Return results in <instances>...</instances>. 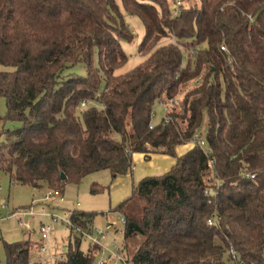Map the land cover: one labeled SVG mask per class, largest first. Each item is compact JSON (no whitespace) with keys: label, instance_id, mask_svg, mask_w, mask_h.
I'll use <instances>...</instances> for the list:
<instances>
[{"label":"trees","instance_id":"obj_1","mask_svg":"<svg viewBox=\"0 0 264 264\" xmlns=\"http://www.w3.org/2000/svg\"><path fill=\"white\" fill-rule=\"evenodd\" d=\"M187 1L174 13L169 0H0V66L10 68L0 71V120L20 124L4 133L0 173L64 191L99 171L131 172L135 153L173 157L113 210L125 219L124 248L139 239L126 262L264 264V0ZM124 14L144 27L143 61L116 75L128 62L121 42L134 40ZM78 64L84 76L66 73ZM175 99L168 122L149 129L155 103ZM195 138L210 153L194 144L178 157ZM104 190L92 184L90 194ZM81 241L69 237L54 264H94L98 249L83 252ZM2 245L5 264H32L40 246Z\"/></svg>","mask_w":264,"mask_h":264},{"label":"rangeland","instance_id":"obj_2","mask_svg":"<svg viewBox=\"0 0 264 264\" xmlns=\"http://www.w3.org/2000/svg\"><path fill=\"white\" fill-rule=\"evenodd\" d=\"M195 0H188L187 5L193 3ZM174 0H169V6L172 9L174 4ZM181 2V0H180ZM182 4V2H181ZM186 5V6H187ZM122 10V9H121ZM125 21L129 28L134 33V40L131 43H126L124 41L121 42V46L128 56L127 64L118 69L115 74L121 75L128 72L131 68L138 65L143 61L141 57H139L137 53L138 45L140 44L143 35H144V27L139 18L135 16H127L124 14ZM174 39L167 38L163 39L160 42V45H164L167 43H174ZM133 65V66H132ZM10 69V68H9ZM0 66V71L9 70ZM67 74H75L78 76L85 75V69L82 64H78L73 68H70ZM6 106L5 100H0V118H3L6 115ZM154 116L151 118L152 124H159L165 116V112L163 107L155 103L153 107ZM205 123L206 119H204V124L200 130L201 137L203 138L205 133ZM20 124L15 121L9 120H0V143L6 141V135H4L6 130L12 131L18 128ZM192 144V143H189ZM112 183V179L108 171H99L93 174L86 176L79 185L68 184L66 185V189L62 191L64 195V201L60 202L59 200H54L52 203L48 204L47 202H42L47 190H56L49 189L44 187L40 190H33L28 186H22L18 184H10L8 177L0 173V233L2 234L3 239L0 240V264H5L6 258L3 250V243H15L25 241L27 239L31 240L34 243H40V224L44 223L46 225H51L52 232L49 236V242L46 243L50 250L53 253L54 260L50 261L45 258V256L39 255L37 250H32V260L34 264H54L55 260L60 253L62 252V248L68 244L69 233L68 230L63 227L61 224H52L48 218H42L41 212L45 207L54 210L55 213L61 214L65 210H72L75 208L77 203L80 204L79 210L86 213H96L97 216L93 220V225L99 228L104 229L107 220L110 218L111 221L115 224V230L107 231V240L106 245L108 247L113 246L114 244L118 247V252L120 251L121 255L126 261L129 259V255L133 253L134 248L137 246L138 240H134L129 242L127 249L124 248L123 242V227L124 225L121 223V218L124 219V216L120 213L113 212L114 207L110 209L111 202L113 203V198L109 196L110 185ZM92 184H99L103 187H106L102 193L97 195L90 194V187ZM36 200L39 201V204H35L32 212L34 213V217H23V223H27L29 226V230H22L18 225V221L14 217H10L7 220H3L8 215L19 211L20 209H26L30 207L32 202ZM1 206H5V209H2ZM125 221V219H124ZM40 245V244H39ZM40 247V246H39ZM91 246L86 240L81 241V250L83 252L88 251ZM235 250L230 247L227 251V255L231 256L233 260H235L230 253V250ZM124 253H123V252ZM126 253V254H125ZM114 259V258H113ZM99 257L96 256L94 260V264H98ZM236 261V260H235ZM111 264H114V261H111Z\"/></svg>","mask_w":264,"mask_h":264},{"label":"built area","instance_id":"obj_3","mask_svg":"<svg viewBox=\"0 0 264 264\" xmlns=\"http://www.w3.org/2000/svg\"><path fill=\"white\" fill-rule=\"evenodd\" d=\"M174 4L172 6V10L174 13L178 12L181 2L180 0H174ZM221 50L223 52H226L225 47H221ZM173 104H178V99H175L173 103L169 105H163L160 104L165 112V116L163 118L164 122H168V116L167 113L170 109V107ZM86 102H82L80 104V109H85L87 107ZM154 116V113L152 112L151 117ZM155 125V124H154ZM154 125L151 124L149 125V129H152ZM192 144H198L205 152V154H209L210 150L206 148L204 140L203 139H198L195 138L192 142ZM209 166L211 167V162H209ZM245 179L252 180L254 179L253 174H245L244 176ZM206 195H213L211 191H206ZM54 200H59L60 202L64 201V195L61 190L56 189V190H47L45 197L42 202H47L48 204L52 203ZM210 204V201L208 202ZM35 204H39V201H33L30 207H27L26 209H20L19 211H16L12 213L11 215H8L6 218H3V220H7L10 217H14L18 221L19 227L22 228V230H29V226L27 223H23L22 218L23 217H34V213L32 212V209ZM2 209H5V206H1ZM80 211L79 210V203L75 205V208L72 210H65L61 214H57L54 212V210H51L48 206L42 209L41 216L42 218H48L49 221L52 224H61L63 227H65L68 230L69 237L71 238H80L81 240H86L89 245L92 247L97 248V256L99 257L98 264H111V261H114V264H129L126 261H124L123 257L120 256L121 253L120 251L118 252V247L117 245H113L111 247H108L106 245V240H107V231L109 230H115V224L111 221L109 218L107 220V223L104 227V229L96 227L93 225V221H85L84 225L82 224H76L73 221V216L76 212ZM121 223L125 225V221L123 218H121ZM214 224V220H209L208 225L212 226ZM124 228V227H123ZM52 232V227L51 225H46L44 223L40 224V247H39V253L42 256H45L47 260L53 261L54 256L52 251L50 250V247L47 246L46 243L49 242V236L50 233ZM0 240H1V235H0ZM230 253L232 254L233 258L237 260V255L236 252H234L232 249L230 250ZM114 258V259H113ZM63 257L60 255L57 257L56 260H62ZM55 260V261H56Z\"/></svg>","mask_w":264,"mask_h":264},{"label":"crops","instance_id":"obj_4","mask_svg":"<svg viewBox=\"0 0 264 264\" xmlns=\"http://www.w3.org/2000/svg\"><path fill=\"white\" fill-rule=\"evenodd\" d=\"M192 147L193 144H186L177 147V156L180 157L184 155ZM132 162L133 168L131 172H128L125 175H118L112 180L110 190L108 191L109 196L113 198V203L111 202L110 209L113 207L115 208L119 203L130 197L132 190L142 179L146 177H159L170 171L175 165L176 159L167 155H152L150 160L146 161L143 154L135 153L132 155ZM0 235L1 239H3L1 233ZM37 253L40 255L39 250H37ZM32 264H34L33 260Z\"/></svg>","mask_w":264,"mask_h":264},{"label":"water","instance_id":"obj_5","mask_svg":"<svg viewBox=\"0 0 264 264\" xmlns=\"http://www.w3.org/2000/svg\"><path fill=\"white\" fill-rule=\"evenodd\" d=\"M64 178H65L64 176H61V179H62V180H64Z\"/></svg>","mask_w":264,"mask_h":264}]
</instances>
